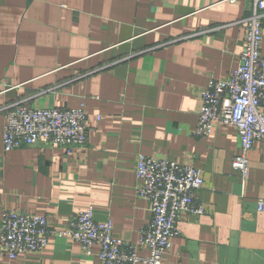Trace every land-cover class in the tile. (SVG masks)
Returning <instances> with one entry per match:
<instances>
[{"label": "crops", "instance_id": "obj_1", "mask_svg": "<svg viewBox=\"0 0 264 264\" xmlns=\"http://www.w3.org/2000/svg\"><path fill=\"white\" fill-rule=\"evenodd\" d=\"M254 0H0V224L7 210L48 217L62 229L92 205L114 235L137 243L151 204L136 191L138 153L203 172L205 213L181 214L163 264H264V143L249 152L242 184L232 161L236 127L193 135L200 89L228 76L244 48ZM196 34L193 38L182 37ZM261 52L264 55V30ZM78 107L88 142L68 153L35 144L5 151L4 107ZM79 242L53 236L41 253L0 264H100ZM149 255L147 249L141 251Z\"/></svg>", "mask_w": 264, "mask_h": 264}, {"label": "built area", "instance_id": "obj_2", "mask_svg": "<svg viewBox=\"0 0 264 264\" xmlns=\"http://www.w3.org/2000/svg\"><path fill=\"white\" fill-rule=\"evenodd\" d=\"M240 22L245 26V36L239 65L224 78L212 76L200 89L198 124L193 135L209 136L218 124L236 127L241 151L233 158L232 167L245 185L250 176L249 152L257 142L264 143V55L261 52L264 0H254L251 13ZM3 110L5 151L42 143L63 147L71 153L88 142L84 102L78 107L35 108L16 101ZM136 177L138 195L151 204V218L142 227L137 243L115 236L111 219L97 221L92 205L79 211L62 229L52 227L45 215L7 210L0 224L1 252L10 258L23 253H41L51 237L66 236L79 242L85 254H94V247H99L96 254L100 264H163L165 254L181 234V214L205 213L197 196L205 183L203 172L191 164L140 152L136 158ZM257 205L259 211H264V199ZM143 249L149 255H143Z\"/></svg>", "mask_w": 264, "mask_h": 264}]
</instances>
